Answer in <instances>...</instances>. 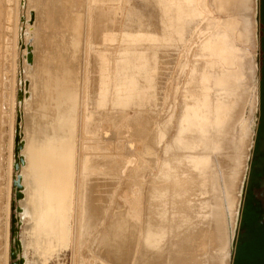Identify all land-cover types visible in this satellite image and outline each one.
<instances>
[{
  "label": "bare ground",
  "instance_id": "6f19581e",
  "mask_svg": "<svg viewBox=\"0 0 264 264\" xmlns=\"http://www.w3.org/2000/svg\"><path fill=\"white\" fill-rule=\"evenodd\" d=\"M194 1L155 0L158 13L152 27L132 18L133 13L125 19L122 0H113L111 49L104 68L107 99L117 103L113 108L124 114L126 132L132 138L129 150L141 148L129 151L116 164L108 150L115 145L111 140L117 139L119 131L104 128V153H85V109L92 84L88 63L93 54L91 14L87 19L88 15L84 16V0H26L28 16L19 26L26 25L23 39L20 36L24 46L18 71L21 88L15 102L16 118L21 116L23 147L19 156L23 162L12 183L21 177L23 198L17 200L21 211L16 214L19 226L23 218L26 224L18 231V256L24 264H44L66 248L72 249L70 264H231L256 127L243 131L240 158L220 154L225 188L209 201L200 179L210 175L209 154L230 147L224 120L235 97L230 93L234 69L229 68V48H223L221 63L215 59L211 16L200 14ZM252 3L258 47V0ZM204 6L208 13L209 2ZM146 27L149 33L139 34L145 33ZM246 78L253 85L252 107L257 112L258 67L253 55L246 58ZM7 79L5 87L10 84ZM170 89L179 96L177 115L168 102ZM9 94L4 97L8 99ZM2 106L6 109V103ZM26 120L32 135L24 133ZM165 143L167 159L162 160L158 176L145 177L150 164L160 163L156 148ZM124 181L137 185L139 191L132 194L129 185L132 191L123 196L124 205L119 206L114 203L115 196L112 200L111 190ZM0 187V198H4L7 189L4 192L5 187ZM226 198L230 220L223 211ZM6 204L5 212L8 200ZM133 204L140 208L137 214L130 210ZM5 224V232L0 227V264H7L4 252L9 231V254L12 247L11 226Z\"/></svg>",
  "mask_w": 264,
  "mask_h": 264
},
{
  "label": "rangeland",
  "instance_id": "374dc122",
  "mask_svg": "<svg viewBox=\"0 0 264 264\" xmlns=\"http://www.w3.org/2000/svg\"><path fill=\"white\" fill-rule=\"evenodd\" d=\"M85 1L86 0H84V16L88 15L86 17L87 19L89 17V14H91V26H90L91 47H90V50H92L91 54H93V59L90 57L89 63H88V67L92 69V80H91L92 84H91L90 94L86 100V109H85L86 111L85 140L87 141L85 153L91 156L92 155L95 156L97 154L100 156V154L104 153V151L101 149V145L103 144V142L105 143V141L102 140V133H103L104 128L110 129L112 132H115V133L119 131L120 134L116 136L117 139L111 140V142H113V144L115 145L111 149L108 150L109 153L112 154V156L115 158L116 164H119L123 156L127 154L129 151L133 152L135 150H140L141 148L136 146L135 149L129 150L130 149L129 144L132 141V138L126 132L124 123L125 124L127 123H126V120L124 119V114L122 113V111H118L117 109L113 108L114 106H116L117 103L111 104L109 103L107 99V90H106L107 79L104 80L105 73H106V69L104 68L105 66H107V60L109 56L108 52L111 49V44H110V40H111L110 32H112L111 31V16H112V7L114 4H113V0H90V2L89 0H87L86 2ZM127 1L122 0V4L125 5V6L123 5L125 8L122 9V12L120 10V12L122 13L125 19L131 18L132 17L131 15L133 13L135 15H133L132 18L136 20L137 19L141 20L142 22L144 21L146 24H152V27L154 26V22L157 19V13H158L157 12L158 8L155 5L156 2L154 3L155 0H150V1L145 0L146 2L144 0H131V2L129 0ZM201 1L202 0L200 1L195 0L194 6H196L195 8L198 9L197 11L200 14L202 13L203 16L205 15L211 16L210 18L212 20V23H210V27L215 33L214 40H215L216 52H217L215 53V59L217 60L218 63L222 62V54L224 51L223 48L226 51L229 48L232 52L231 53L232 63L231 65H229V68L230 70L234 69V81L231 83L230 93H232L235 97L231 100V104L229 106L231 113L224 120V127H225L224 134L230 135L229 137L230 147L227 150L211 152L209 154L211 155L210 175L208 177L205 176V178L201 177L200 182L202 186L205 187L208 193L209 201H211L212 198L215 199L216 196L220 194L225 188V184L223 182L224 175L221 171L220 163H219L220 154H230L235 159L240 158L241 151L239 147H240V139H241L243 131L245 129L246 130L249 129L250 126L256 127L254 139H253L251 156L249 160V165H248L246 177L244 179L243 188H242L239 218H238V224H237V229H236V237L233 243L234 250H233V255L231 259V264H264V231L258 234L256 232L257 227L255 231L253 230L254 228L253 225H254L255 220H257L258 214L255 211L251 210L252 202L250 201V199L247 200V202L244 204L246 193H247V187H248L247 184H248L249 177H252L251 175L255 167L261 170H263L264 168V90H263L264 86L262 84V67H263V57H264V53L262 50L263 37H264V0H258V47L256 43L254 5L252 3V0H204L205 2L203 1L201 2ZM207 1L209 2V8H208L209 12L207 13V11H205L207 13L206 14L204 12L205 10L204 5L207 4ZM6 2L5 0H0V154H1L0 155L1 156L0 157V170H1L0 177L2 179V180L0 179V185H2V188L4 189V187L8 184L7 187H5L4 192L7 189L6 192L9 191L10 193L5 192V196H4L5 199L0 198V207L2 208V211L0 210V217H2L0 219V227H3V229L6 226L5 224L6 222L8 223L9 226H11V220H12L11 218H12V213H13L12 203L14 200H16L15 188L12 184L13 176L15 174V168L12 165V161L15 162V158H14L15 157V154H14L15 153V137L13 136V134H15V126H16V119H17L16 118L17 115L15 111L17 110V107L15 105V102H17L18 91L21 88V85H19L20 83L18 80V74H19L18 71L21 66V61L23 60L21 50H23L24 48V46L22 47V43H20V36L22 38V29L25 30L26 25H24V27L22 25L21 28L19 26L20 24H23L24 21H26L25 19L28 16L27 14L28 9L25 4L26 0H23V2L21 1L22 2L21 6H20V0H12L11 2L13 4L8 2V0H6ZM87 3L88 5L90 4V6H87L86 5ZM127 4L128 6L126 7ZM12 5H14V7ZM135 5L138 7H136ZM153 5L155 6V8ZM85 6H87L89 10H87L88 8H86ZM145 6L147 7L144 8ZM7 7L11 9L9 10ZM13 8H15V10ZM132 9H134L135 11L134 10L132 11ZM139 9L140 10L143 9V10L140 11ZM145 10H147V13ZM15 11L17 15L16 13H14ZM21 11H23V13H21ZM138 13L140 14L138 15ZM148 13L150 14L149 19H148L149 17ZM140 15L142 16L140 17ZM8 18H10V21H8L9 20ZM31 18H32V15H31ZM5 24L6 26L7 25H10V26L5 27ZM9 27L11 28L9 29ZM147 28L148 27L145 28L146 31L143 30L145 33L139 32V34L141 33V34L147 35L149 33V31H147ZM7 45L8 47L10 46L11 47L8 48ZM9 51H11V53ZM248 55L255 56V61L257 62V67H258V111L257 112H254L253 107H252L253 85L250 82H248L246 78V58ZM6 71H8L7 73L9 75H6L7 74ZM12 76H13V80L15 81L12 80L11 78ZM7 77L9 78L7 79ZM168 77L169 76L165 77L166 84L168 82ZM5 79H7L6 81L8 82L10 81L9 83L12 86L8 84L7 87H5L4 86ZM8 92L10 93L9 94L10 98L8 97L7 99L6 97H4V93L8 94ZM218 97H220V93L218 94ZM5 99L7 101H5ZM9 101H10V104H9ZM3 102L6 103V109H4L5 107L2 106ZM168 102H170L172 105L175 106L174 112L177 115V112L179 111V102H180L178 94L173 93V91L171 90L169 97H168ZM171 104H167V105H171ZM3 113L4 114L7 113V114L3 116ZM154 116H156V114ZM3 117L4 119H2ZM163 117L164 116L159 114V118L162 119ZM132 121L134 120L132 119ZM173 131L174 130L172 129V132ZM28 132H30V135H32L31 124L29 123V120H26V122L24 123L25 135L28 134ZM165 146H166V143L156 148V156L160 163L158 164L156 162H153L152 164H150V168L148 169V173L145 175V177H157L158 176L159 168L161 164L163 163L162 160L165 161L167 159V154L165 152ZM2 151L3 153H1ZM9 159H11L12 161ZM10 167H12V169H9ZM133 177H136V176L134 175ZM116 184L113 186L117 188L113 187L112 188L113 191L111 190V198L112 200L114 199L116 200L118 197L116 201L114 200V203L117 205L119 204V206H120V203L121 205H124L123 203L124 200L122 198L125 194L133 190V192L131 193L137 195L139 191V187H137V185L136 186L130 185L129 181H124V182L118 183L117 185ZM119 185H121L122 187L120 188ZM129 185L131 186L130 188L132 190L128 189ZM114 188L117 190H115ZM114 193H116V195ZM7 200L9 201L10 205H9L8 211L5 212L7 210L5 209L7 205L6 204ZM226 203H227V206L223 207L224 204L222 203V207H223V211L225 212V217H227V220H230L231 217L229 216L230 213H229V207H228L229 202L227 198H226ZM115 204H114V207L117 208V205ZM16 205H17V200H16ZM242 209L244 213H242V217H241ZM130 210L133 213L137 214L140 211V208L136 204H133L130 207ZM15 213L17 212L15 211ZM240 220H241V225H240ZM21 222L22 223L20 225V230H22V228L26 225L24 218L22 219ZM239 227H240V230H239ZM5 231L6 230L4 229V232ZM2 239L3 241H5V236L2 237ZM8 239H9L7 240L8 243L5 242L7 245V248H5L6 251L4 252V255L6 252L8 253V254L6 253L5 259L7 260L6 263L10 264L12 262V259L10 258V254H9V249H8L10 245V231H9ZM86 250H84L85 254H87ZM71 254H72V249L66 248L62 252H60L59 255L52 256L44 264H70L72 263V260H73L72 259L73 256ZM29 256L33 258L34 254L32 253V251L29 252Z\"/></svg>",
  "mask_w": 264,
  "mask_h": 264
},
{
  "label": "water",
  "instance_id": "95a60500",
  "mask_svg": "<svg viewBox=\"0 0 264 264\" xmlns=\"http://www.w3.org/2000/svg\"><path fill=\"white\" fill-rule=\"evenodd\" d=\"M21 95V93H20ZM21 97V96H20ZM20 120L21 116L18 117V125H17V137H16V147H15V165L14 168L15 170H19L20 168V163L23 162V157L19 156V151L23 147V143L20 139ZM14 188H15V194H16V200H19L23 198V193H22V184H21V177H15L14 178ZM16 200L13 201L12 203V220H11V235H12V247H11V253L10 257L12 259L11 264H24V259L20 258L18 256L19 250H21V245H20V240L18 238V231H19V217H17L16 212L21 211V207L16 205Z\"/></svg>",
  "mask_w": 264,
  "mask_h": 264
},
{
  "label": "flooded vegetation",
  "instance_id": "af4514ba",
  "mask_svg": "<svg viewBox=\"0 0 264 264\" xmlns=\"http://www.w3.org/2000/svg\"><path fill=\"white\" fill-rule=\"evenodd\" d=\"M251 176L252 177H249L248 180V184H247L248 187H247V193L244 204L249 199L252 202L251 210L255 211L258 214L257 220H255L253 225L254 228L253 227L252 228L255 231L257 227L256 232L260 234L264 231V168L263 170H261L255 167ZM242 213H244L243 209L241 211V217H242ZM240 225H241V220H240Z\"/></svg>",
  "mask_w": 264,
  "mask_h": 264
},
{
  "label": "trees",
  "instance_id": "16d2710c",
  "mask_svg": "<svg viewBox=\"0 0 264 264\" xmlns=\"http://www.w3.org/2000/svg\"><path fill=\"white\" fill-rule=\"evenodd\" d=\"M262 47H263L262 50H263V53H264V37H263V46ZM262 84L264 86V57H263V67H262Z\"/></svg>",
  "mask_w": 264,
  "mask_h": 264
}]
</instances>
